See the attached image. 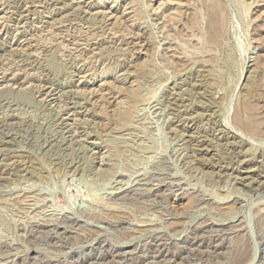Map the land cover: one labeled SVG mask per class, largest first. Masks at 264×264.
Returning a JSON list of instances; mask_svg holds the SVG:
<instances>
[{"label":"rangeland","instance_id":"1","mask_svg":"<svg viewBox=\"0 0 264 264\" xmlns=\"http://www.w3.org/2000/svg\"><path fill=\"white\" fill-rule=\"evenodd\" d=\"M0 264H264V0H0Z\"/></svg>","mask_w":264,"mask_h":264},{"label":"bare ground","instance_id":"2","mask_svg":"<svg viewBox=\"0 0 264 264\" xmlns=\"http://www.w3.org/2000/svg\"><path fill=\"white\" fill-rule=\"evenodd\" d=\"M3 87H4V85H3Z\"/></svg>","mask_w":264,"mask_h":264}]
</instances>
